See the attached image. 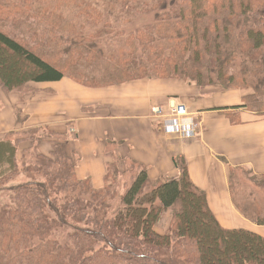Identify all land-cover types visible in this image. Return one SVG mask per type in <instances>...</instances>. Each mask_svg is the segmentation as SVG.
<instances>
[{"label": "trees", "instance_id": "trees-1", "mask_svg": "<svg viewBox=\"0 0 264 264\" xmlns=\"http://www.w3.org/2000/svg\"><path fill=\"white\" fill-rule=\"evenodd\" d=\"M121 14L152 22L105 47L110 19ZM62 79L87 88L178 79L250 90L228 109L264 116V0H0L1 91ZM25 134L0 139V264H264V238L220 226L183 158L173 160L178 178L157 185L144 168L116 160L96 189L76 178L63 144L46 155L19 147L54 133ZM239 171L251 175L230 171L233 205L264 226V198L241 195ZM251 178L264 187V175Z\"/></svg>", "mask_w": 264, "mask_h": 264}, {"label": "crops", "instance_id": "crops-1", "mask_svg": "<svg viewBox=\"0 0 264 264\" xmlns=\"http://www.w3.org/2000/svg\"><path fill=\"white\" fill-rule=\"evenodd\" d=\"M31 87L24 105L10 98L5 110H0L8 114L11 107L14 114L24 115L11 120L4 114L0 139L8 133L19 139L26 128H47L53 137L43 138L36 147L22 143L20 149L27 144L25 149L46 155L55 144H63L64 152L77 160L76 178L89 179L96 189L104 186L107 165L116 160L125 167L132 161L144 168L150 184L157 185L178 178L173 160L183 158L191 183L205 193L220 226L264 238V226L242 217L229 190L231 170L264 175V116L228 109L242 105L250 90L197 87L178 79H141L102 88L62 79ZM174 105L186 108L190 119H183L184 123L196 124L191 139L166 135L164 123ZM3 125L8 129L3 131Z\"/></svg>", "mask_w": 264, "mask_h": 264}, {"label": "rangeland", "instance_id": "rangeland-1", "mask_svg": "<svg viewBox=\"0 0 264 264\" xmlns=\"http://www.w3.org/2000/svg\"><path fill=\"white\" fill-rule=\"evenodd\" d=\"M110 20H113L114 22L112 23V28H111L112 32L110 34V38H108V43H107V45H105V47H107L108 45L109 46H114V45L120 43L121 40L119 39V36H121V35L126 36L129 33L133 32V31H135L137 29H140V28L144 27L145 25L150 24L152 22V16H150V15H142V16L136 15V16H133L131 18H128L125 15L121 14V15L117 16L115 19L111 18ZM40 85H42V84H40ZM213 87H216L217 89L219 88L217 86H213ZM28 94H30V90H23V91L20 90V91L12 93V95L10 97V95L9 96H5V94H3L1 89H0V110L4 111L5 110V105L4 104L5 103L7 104L8 102L10 103V101L12 99H13V101H16V102L18 101L21 104V106L24 105L27 102V100H28V97H29ZM10 98H11V100H10ZM11 104H13V103H11ZM10 109H11V112L9 111L8 114H6V113L2 114V112H1L0 118H4L5 117L4 114H6L8 116V118L11 119V120H12V118H15V115H16V120H17V118L19 120V117H23L24 116V115L17 114L16 111H15V114H14V111L12 110L11 107H10ZM0 125H1V122H0ZM18 125H20V124H18ZM16 126H17V124H16ZM23 127H26V125H23ZM2 129L4 131L5 129H8V127L3 125ZM15 129H17V127L14 126L13 130L15 131ZM18 129H20V128L18 127ZM45 130L47 131V128ZM0 131H2V130H0ZM23 131L24 132L22 133L20 138L24 137L25 133H27V132L30 133V129L29 128L23 129ZM13 133H12V135H13ZM9 134L10 133H8L6 135H1V136H3V138L12 137ZM25 135L30 136V134H25ZM30 143L33 146H36V145L38 146V144H36V143H32V142H30ZM27 146H28L27 144L24 145L25 148H27ZM240 173L241 172L239 171L238 172L239 181L237 182V184H238V186L241 185V187L243 188V189H241V191H242L241 195L246 197L247 195L253 194L255 197H258L260 200H262L264 198V187L263 188L257 187L256 183L251 178V175L242 174V173L240 174ZM128 181H129V174H126V175H123V176L119 177V179H118L119 184L116 187L118 189V194L123 191L122 187L125 184V182L128 183ZM96 186H98V185H96ZM5 201H6V198L1 196L0 197V203H3Z\"/></svg>", "mask_w": 264, "mask_h": 264}, {"label": "built area", "instance_id": "built-area-1", "mask_svg": "<svg viewBox=\"0 0 264 264\" xmlns=\"http://www.w3.org/2000/svg\"><path fill=\"white\" fill-rule=\"evenodd\" d=\"M154 113H158V110L155 109ZM183 119H190L186 108L183 105H174L170 110V117L164 123L166 135L180 139H191L194 136L196 124L192 120L184 123Z\"/></svg>", "mask_w": 264, "mask_h": 264}]
</instances>
